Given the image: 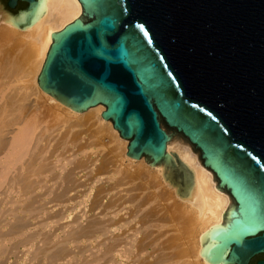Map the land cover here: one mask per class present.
Listing matches in <instances>:
<instances>
[{
  "label": "water",
  "instance_id": "obj_1",
  "mask_svg": "<svg viewBox=\"0 0 264 264\" xmlns=\"http://www.w3.org/2000/svg\"><path fill=\"white\" fill-rule=\"evenodd\" d=\"M46 1L0 0V20L27 31ZM79 2L82 15L51 35L41 89L79 113L104 105L127 156L150 166L166 158L164 120L230 198L201 256L264 255V0Z\"/></svg>",
  "mask_w": 264,
  "mask_h": 264
},
{
  "label": "rangeland",
  "instance_id": "obj_2",
  "mask_svg": "<svg viewBox=\"0 0 264 264\" xmlns=\"http://www.w3.org/2000/svg\"><path fill=\"white\" fill-rule=\"evenodd\" d=\"M16 43L15 56L24 48L31 54L22 71L32 70L35 50L20 39ZM13 44L0 39V48ZM16 76L6 78L0 68V264H107L109 237L96 229L78 238L74 226L91 218L112 231L116 195L125 208L119 219L132 220L131 229L147 230L153 241L174 235V195L162 186L158 167L183 181L179 158L166 157L158 166L144 157L132 160L126 153L129 141L101 115L90 109L73 115L36 92L34 73L21 81H14ZM160 122L170 138H179ZM26 126L32 128L28 145L13 146ZM131 194L135 203L124 204ZM148 208H156L157 216L144 219ZM54 254L58 259L52 263Z\"/></svg>",
  "mask_w": 264,
  "mask_h": 264
},
{
  "label": "bare ground",
  "instance_id": "obj_3",
  "mask_svg": "<svg viewBox=\"0 0 264 264\" xmlns=\"http://www.w3.org/2000/svg\"><path fill=\"white\" fill-rule=\"evenodd\" d=\"M81 15L82 6L79 0H47L45 15L27 31L17 30L0 20L4 25L0 32V39L14 42L10 49L0 48V68L4 70L6 78H14L18 74L14 81H21L34 73L36 75L34 77L36 92L49 97L53 102L60 103L41 89L38 77L52 45L51 35L64 30ZM21 38L23 39L21 40ZM19 39L24 47L25 45L32 46L36 52L33 68L30 71L24 70L23 72L21 68L22 63L31 55L30 50L24 48L20 56L14 55L15 48L19 46L16 41L18 42ZM22 97L26 98L27 92L22 93ZM67 109L73 115L81 116L86 112L79 113L68 107ZM89 109L87 112L93 111L101 117L106 110L103 105ZM102 120L119 134L110 120H105L103 117ZM31 130L30 126L24 127L12 145L24 149L29 143L27 133L29 134ZM175 156L181 163L184 173L183 181L176 180L164 166L158 167L162 186L169 189L174 195V201H171L174 212L177 214V229L174 235H163L161 239L153 241L149 238L147 230L143 228L131 229L132 220L124 223L119 219L120 212L125 209L120 203L119 195L113 199L112 231L109 232L105 226L91 218L85 219L86 223L77 222L74 226L77 228V232L74 234H77L78 238L87 236L96 229L109 237L111 244L107 264H210L200 254L202 250L201 238L212 227L223 223V214L230 204V198L217 189L212 172L202 166L191 145L180 138L169 137L166 157ZM136 199L135 195H128L124 199V204L126 202L135 203ZM157 214L156 208H148L142 213V216L147 219L153 218Z\"/></svg>",
  "mask_w": 264,
  "mask_h": 264
},
{
  "label": "flooded vegetation",
  "instance_id": "obj_4",
  "mask_svg": "<svg viewBox=\"0 0 264 264\" xmlns=\"http://www.w3.org/2000/svg\"><path fill=\"white\" fill-rule=\"evenodd\" d=\"M19 4V3H18ZM18 7V5H17ZM16 7V8H17ZM259 261H264V255H258L256 257H254L249 264H258Z\"/></svg>",
  "mask_w": 264,
  "mask_h": 264
},
{
  "label": "crops",
  "instance_id": "obj_5",
  "mask_svg": "<svg viewBox=\"0 0 264 264\" xmlns=\"http://www.w3.org/2000/svg\"><path fill=\"white\" fill-rule=\"evenodd\" d=\"M61 191H63V190H61ZM52 232H55V231L52 230ZM60 247L62 248V251H63V243H62V246H60ZM57 259H58V256L54 254V255L52 256V263L56 262Z\"/></svg>",
  "mask_w": 264,
  "mask_h": 264
}]
</instances>
